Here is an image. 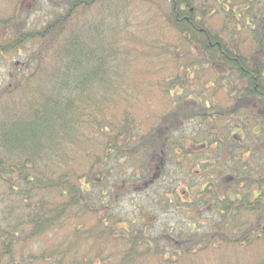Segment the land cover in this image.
Here are the masks:
<instances>
[{
	"label": "trees",
	"instance_id": "16d2710c",
	"mask_svg": "<svg viewBox=\"0 0 264 264\" xmlns=\"http://www.w3.org/2000/svg\"><path fill=\"white\" fill-rule=\"evenodd\" d=\"M49 4L41 29L3 28L1 55L28 49L0 88V264H187L264 238V0ZM153 88L168 104L138 134ZM169 166L191 180L160 203L221 223L176 237L119 217Z\"/></svg>",
	"mask_w": 264,
	"mask_h": 264
},
{
	"label": "rangeland",
	"instance_id": "374dc122",
	"mask_svg": "<svg viewBox=\"0 0 264 264\" xmlns=\"http://www.w3.org/2000/svg\"><path fill=\"white\" fill-rule=\"evenodd\" d=\"M20 1L0 0V47L5 40L12 36L11 31H4L3 28L10 29L12 27L11 25L6 26L4 23L12 20L14 14L16 19L20 20V22H16V25H20L21 30L30 31L32 29H41L50 20L51 14L53 13V8L49 4V1L58 2L60 0H33V2L31 0H22L21 3ZM27 47L28 44L23 49L19 50L18 48V50L0 54V88L7 83V75L11 64L24 61ZM141 71L143 72V70ZM145 80L150 81L153 79L148 76ZM151 91L154 93L149 94L150 90L144 89V95L140 97L139 104L133 108V116L137 123L138 134H145L153 122L161 117L168 104L160 94H157L156 88H153ZM144 92L148 94L145 95ZM141 103L143 106H140ZM199 124L200 122L198 120H195L193 123H186L183 126L180 137L182 138L181 134L184 137L196 134L198 129H202V127L199 128ZM175 137L177 138L176 134ZM134 168H138V166L132 162H128L123 164L121 171L118 172V170H115L113 173L115 175L120 173L130 174ZM165 173L161 177V180L145 192L125 198L118 207L119 217L127 221H136L137 223L142 221L144 225H149L148 227L152 228L155 233L168 232L176 237H184L194 232H207L211 230L214 224L222 222V219L218 215L203 214L198 218V213L194 211H184L181 213L180 211L177 212L171 206L160 203L163 195L167 194V190L171 193L170 191L175 188V193L177 191L180 193L181 190L176 188L178 182L184 187V184H188L189 180H191L188 176L177 175L175 168L172 166H169ZM191 177L193 178V176ZM112 179L114 180L113 176H111ZM169 195L172 196V194ZM253 238L255 241L252 240V243L245 247L227 246L216 243L214 248H210L196 255L187 264H257L264 260V238L258 237V239H255L252 236ZM40 243L44 247L51 245L45 238Z\"/></svg>",
	"mask_w": 264,
	"mask_h": 264
},
{
	"label": "flooded vegetation",
	"instance_id": "af4514ba",
	"mask_svg": "<svg viewBox=\"0 0 264 264\" xmlns=\"http://www.w3.org/2000/svg\"><path fill=\"white\" fill-rule=\"evenodd\" d=\"M176 164L178 165L179 164V160L177 159L176 160ZM175 168V167H174ZM176 168H175V172H176ZM176 174L177 175H179L177 172H176ZM161 180V179H160ZM180 184H179V182H178V184L176 185V188H178V189H180V186H179ZM168 191V190H167ZM180 196H181V192L179 193V191H177V193H176V197H177V203H176V201H175V204L176 205H179V201H180ZM168 197H171L170 195H168Z\"/></svg>",
	"mask_w": 264,
	"mask_h": 264
}]
</instances>
